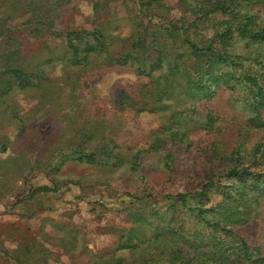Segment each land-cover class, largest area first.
<instances>
[{"label":"rangeland","instance_id":"obj_1","mask_svg":"<svg viewBox=\"0 0 264 264\" xmlns=\"http://www.w3.org/2000/svg\"><path fill=\"white\" fill-rule=\"evenodd\" d=\"M30 1L0 0V76H6L1 70L16 61L33 73L37 72V65H41L48 76L42 79V86L34 82L37 87L26 91L13 89L0 99V264H73L55 238L64 235V241L71 243V234L62 225L79 228L86 246L93 252L115 253L131 261L133 257L126 251L114 250L119 230L129 225L127 210H137V205L143 207L151 199L120 206L119 201L126 199L122 194H150L155 198L154 203L165 195L194 191L202 180H213L220 184L213 188L205 206H214L223 199L222 192L235 189L232 181L218 178L227 167L230 153L242 145L238 156L243 164L247 163L248 152L258 141L264 147V125L260 130H251L244 142H240L239 126L254 113L248 105L247 86L225 84L203 98L185 104L186 98L182 102L178 100L177 109H183V118L178 123L184 137L182 141L171 140L168 133L162 131L169 123H177L174 117L169 119L174 109L138 112L137 105L134 109L119 111L113 104L118 88H124L131 95L149 93V85L140 88L147 84L148 78L138 76L128 67L91 70L97 67L92 66L87 75L81 72L75 75L79 67L66 69L64 64L54 62L51 71V63L45 62L51 59V53L60 54L64 40L35 21L37 10L31 24H22L29 21L27 4ZM55 1L62 6L54 5ZM93 1L36 2L49 9L47 13L54 17L56 29L72 30L92 25ZM96 1L100 3L96 19L104 25L105 34H133V19L139 11L135 0L123 3L112 0L108 7L107 0ZM164 2L170 7L169 15L177 18V0ZM245 9L257 15L256 22L264 25V0H251ZM222 17L218 14L213 18H225ZM108 20L111 22L106 23ZM212 31L208 27L201 32L208 37ZM106 42L111 53L120 51L122 40L115 39L111 43L106 38ZM238 47H244L243 40L237 43ZM248 49L253 54L261 47L251 45ZM244 55L249 57L247 63L254 69L252 57L248 53ZM94 60L96 64L100 61L99 58ZM171 97L166 99L170 103ZM208 112L218 117L215 131L202 126L207 125ZM260 113L264 122V109ZM160 132L164 136L161 151L142 152L138 158L130 160L136 150L148 146ZM102 133L107 137L96 140ZM74 135L77 138H72ZM87 138L97 141L98 147L107 146L115 153L120 152L123 158L117 160L96 154L95 163L79 161L81 154L75 152V146L68 145H86ZM111 140L118 147H114ZM212 144H219L218 151L211 153ZM60 148L64 150L58 152ZM167 151L174 158L169 166L163 159ZM132 164H136V171L131 170ZM262 167L261 163L255 169ZM230 182V186H226ZM29 185L39 190L17 202L27 195ZM193 198L189 201H197ZM260 203L256 214L231 227L264 254V201ZM254 207L248 209L254 210ZM178 214L190 231H204L190 214Z\"/></svg>","mask_w":264,"mask_h":264},{"label":"trees","instance_id":"obj_2","mask_svg":"<svg viewBox=\"0 0 264 264\" xmlns=\"http://www.w3.org/2000/svg\"><path fill=\"white\" fill-rule=\"evenodd\" d=\"M36 1L28 2L30 15L27 20L29 21L22 24H31L34 21L32 16L37 10L35 21L42 26L45 25L51 34L64 40L60 54L51 53V59L45 62V64L51 63V71L54 62L64 64L66 69L79 67L75 75L78 72L88 73L92 66L97 67L91 70L128 67L138 76L148 78L147 84H143L140 88L149 85L151 88L149 93H140V89L138 91L140 94L131 95L124 88H118L113 96V104L119 111L126 108L134 109L137 105L138 112L174 109L175 112L171 111L169 119L174 117L177 123H169L162 131L168 133L171 140L182 141L184 137L178 123L183 118L181 117L183 109H177L180 106L178 100L181 99L182 102L186 98L185 104L186 101L203 98L213 94L219 85L235 87L238 83L247 86L248 105L254 115L248 117L246 123L239 126L240 142H244L251 130H260L263 127L260 111L264 109L262 63L264 62L262 47L264 25L256 22L257 15L255 17L245 9L251 0H177L175 4L176 9L179 10L177 18L169 15L170 7L164 0H135L139 11L133 19L135 21L133 34L129 36H120L117 33L105 34L104 25L100 24V19H96L97 9L100 6L96 0L92 2V25L78 26L72 30L56 29L54 17H50L47 13L49 9ZM115 1L123 3L125 0ZM111 2L113 1L107 0L106 6L111 5ZM54 5L61 7L62 3L55 1ZM218 14L225 18L214 19L213 17ZM109 22L111 20L106 23ZM208 27L213 31L211 36L206 37L201 31ZM106 38L111 43L115 39L122 40L118 53L110 52ZM242 40L246 49L237 48V43ZM251 45H259L261 50H256L252 54L248 49ZM245 53L252 57L254 69L251 63H247L249 57L245 56ZM95 58L100 60L97 64ZM1 72L7 75L0 76V99L13 89L26 91L37 87L36 84L42 86L44 84L42 79L48 77L41 65H37V72L33 73L19 65L18 61L16 64L5 66ZM171 95L170 103L166 99ZM146 96L148 99H145ZM207 118V125H202L203 128L215 131L218 117L208 112ZM162 133L154 135L148 146L136 150L130 160H135L142 152L161 151L164 141ZM105 137L107 135L102 133L96 140ZM72 138L77 137L74 135ZM111 141L114 143L113 140ZM68 146H75V152L81 154L77 159L88 164L96 162V154L117 160L123 158L120 152L115 153L112 148L98 147V142L91 138H87L86 145L70 143ZM113 146L118 147L116 143ZM241 147L239 145L238 149L237 147L233 149L227 167L218 177L232 181L235 189L222 192L223 199L214 206H205L210 201L213 188L220 184L213 180H202L194 191L165 195L162 200H156L154 203L152 200L155 198L150 194L142 196L127 192L122 194L126 199L119 201L120 206H125L127 203L136 204L146 198L151 199L143 207L137 205V210H127L129 225L119 230L114 250L126 251L133 257L131 261L115 253L93 252L86 246L81 230L71 225H62L64 230L71 234V243L64 241V235L55 237L57 243L63 248V252L69 255L73 264H264V254L260 252V248L247 242L231 227L233 224L247 221L256 214V209L261 205L260 201H264V167L255 169V166L264 164V158L261 159V155H264V147L258 141L248 152V162L245 164L238 156ZM211 149V153L218 151L219 144H212ZM63 150L60 148L58 152ZM216 156L219 157L218 154ZM163 159H166V166L174 161L169 151L165 153ZM136 169V164H132L131 170L136 171ZM171 170L170 166L169 171ZM230 184L231 182L226 186ZM34 190L39 189L29 185L27 195L17 202L31 196ZM190 198L197 201H189ZM252 205H255L254 210L248 209ZM178 213L190 214L204 231L187 229ZM14 259L19 262V259Z\"/></svg>","mask_w":264,"mask_h":264}]
</instances>
